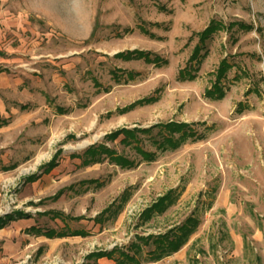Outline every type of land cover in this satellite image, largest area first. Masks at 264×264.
<instances>
[{
    "label": "rangeland",
    "instance_id": "rangeland-1",
    "mask_svg": "<svg viewBox=\"0 0 264 264\" xmlns=\"http://www.w3.org/2000/svg\"><path fill=\"white\" fill-rule=\"evenodd\" d=\"M170 122L196 137L162 147ZM99 145L135 166L84 164ZM194 212L143 264H264V0H0V264H115L88 256Z\"/></svg>",
    "mask_w": 264,
    "mask_h": 264
},
{
    "label": "trees",
    "instance_id": "trees-1",
    "mask_svg": "<svg viewBox=\"0 0 264 264\" xmlns=\"http://www.w3.org/2000/svg\"><path fill=\"white\" fill-rule=\"evenodd\" d=\"M216 31V27L210 25L204 32L206 35L211 34ZM227 66L221 65L217 71L218 78L225 75ZM225 92L222 87L219 88L217 83L214 84L213 88L209 91V95L212 97H223ZM149 99H144L141 103L148 102ZM163 128L169 131L168 135H165L163 142L160 144L162 147L166 146H178L181 143L188 140L190 137H196L194 133L189 131L188 124L185 123H166L161 125ZM142 130V129H141ZM152 130V129H150ZM134 131H138L135 129ZM130 129H122L120 133H125L126 137L123 139L125 146L130 144L128 138L134 133ZM148 130H142L141 132H147ZM120 133H115L111 138H117ZM175 133H180L178 137H175ZM136 149L142 154L143 159L148 161H153L156 157L155 153L145 151L139 147ZM103 156H106L110 161L114 162L121 168H132L135 166V161L130 160L126 156L117 155V153L109 149L106 145L92 146L90 147L82 156L84 164H92L101 160ZM55 161L49 163L45 172H49L52 168L56 167ZM176 198L173 195V191H169L167 194L158 198L150 207L145 209L141 214V222L147 223L156 215H162L168 208L174 204ZM200 225V219L196 213L189 215L182 223L176 224L169 228L165 232H160L157 234H149L146 236H136V239L125 249L114 248L111 251H95L91 253L88 257L94 259L95 261L107 258L109 260H114L115 264H143L146 262H157L163 258L170 256L178 251H180L189 241L190 237L195 233L198 226ZM33 232H39L34 229ZM41 234V233H39ZM48 237H66V236H77L83 235L81 231H71L57 232L56 230H50L44 232ZM149 248L148 251L145 249Z\"/></svg>",
    "mask_w": 264,
    "mask_h": 264
}]
</instances>
